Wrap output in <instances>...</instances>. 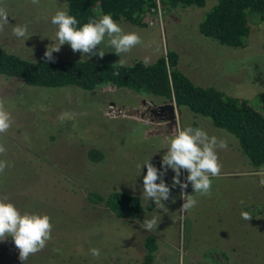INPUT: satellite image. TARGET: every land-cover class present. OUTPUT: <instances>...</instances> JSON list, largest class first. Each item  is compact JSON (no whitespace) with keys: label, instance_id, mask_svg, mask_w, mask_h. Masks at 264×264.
Here are the masks:
<instances>
[{"label":"rangeland","instance_id":"374dc122","mask_svg":"<svg viewBox=\"0 0 264 264\" xmlns=\"http://www.w3.org/2000/svg\"><path fill=\"white\" fill-rule=\"evenodd\" d=\"M215 3L209 0L202 8H172L158 1L144 27L116 22L125 32L141 37L142 43L130 52L119 57L102 44L99 47L106 52L102 58H87L64 44L53 52V60L115 64L123 59L127 66L144 62L146 57L148 64L153 63L167 51H175L178 69L194 85L245 100L264 115V19H249L244 48L226 47L202 36L198 29ZM66 6L63 0H39L38 5L31 0H0V7L9 15V24L0 32V47L29 60L45 59L46 48L57 44L50 18ZM16 24L28 25L29 38L12 35ZM0 102L11 114L10 128L0 134V144L6 149L0 160L8 163L0 173V198L7 196L21 213L46 214L52 224L46 247L24 264H139L146 236L158 243L153 264L222 263L226 261L223 252L231 264L264 263V209L256 215L257 221L249 214L252 218L246 223L251 221L249 227H256L250 235H244L246 223L241 218L245 204L253 203L254 209L258 206L254 195L257 185H264V169L252 168L237 139L214 128L208 118L167 102L175 106V118L160 120L151 113L164 105L159 99L128 89L40 88L3 77ZM178 125L201 128L227 144L217 149L222 168L221 175L212 178L211 194H196V207L184 213L183 219L179 213L181 189L172 187V170L162 177L171 193L169 200L162 201L168 209L165 213L151 200L145 206L141 189L146 168L142 166L139 176L137 168L151 157L150 163L163 171L161 157L167 137ZM91 149L102 152L104 159L91 162L87 157ZM186 176L181 170V182ZM184 191L194 195L190 183ZM112 192L138 196L142 212L118 214L104 203L88 200L90 193L105 198ZM153 216H160V223L156 230L146 231L142 222ZM93 248L100 250L99 257L91 254ZM18 257L10 237L0 241V264H22Z\"/></svg>","mask_w":264,"mask_h":264},{"label":"trees","instance_id":"16d2710c","mask_svg":"<svg viewBox=\"0 0 264 264\" xmlns=\"http://www.w3.org/2000/svg\"><path fill=\"white\" fill-rule=\"evenodd\" d=\"M66 11L74 16L80 27L90 18L110 14L115 22L124 21L137 27L146 25L147 17L157 10L158 1L165 7L202 8L209 0H63ZM216 3L205 13L198 29L202 36L217 43L241 49L247 44L250 34L249 19H264V0H215ZM178 55L167 51L153 63L135 61L127 66L96 64L86 60H29L9 53L0 47V77L18 79L24 85L40 88L75 87L93 91L101 86L128 89L136 93L157 98L162 104L174 103L178 108H187L192 114L208 118L212 126L235 137L241 154L254 169H264V115L254 110L245 100L225 95L213 87L194 85L179 69ZM118 72L119 75H114ZM264 101V98H263ZM91 162L104 159L99 150L91 149L87 154ZM254 204L244 205L242 212L256 218L264 209V185H257ZM261 190L262 193H259ZM91 203H104L118 214L139 215L142 201L138 196L112 192L107 197L90 193ZM241 212V213H242ZM242 218V216H241ZM256 218L255 221H257ZM244 220V221H243ZM244 223L248 222L242 218ZM243 228L244 235L252 234L256 227ZM247 231V233H246ZM249 232V233H248ZM252 238V237H251ZM144 253L139 264H153L158 248L152 236L143 239ZM236 253L238 249H235ZM235 253V254H236ZM226 261L215 264H231L227 252ZM238 258V257H237ZM241 264V262H236ZM248 264H261L253 260ZM264 264V263H263Z\"/></svg>","mask_w":264,"mask_h":264},{"label":"clouds","instance_id":"9594fccd","mask_svg":"<svg viewBox=\"0 0 264 264\" xmlns=\"http://www.w3.org/2000/svg\"><path fill=\"white\" fill-rule=\"evenodd\" d=\"M34 5L39 4V0H31ZM8 11L0 7V32H2L8 22ZM50 22L55 26L53 38L57 44L47 47L44 52L46 60H53V52H59L60 47L68 44L73 52H80L81 56L87 58L95 55L103 57L105 51L99 46L114 49L117 56L126 54L132 48L142 43L141 37L135 32H125L112 18L110 14H103L99 18H90L88 22L80 27L77 19L69 15L66 10L57 9L50 18ZM12 35L17 38H29L28 25L16 24L12 27ZM149 62L146 57L145 65ZM125 61L119 59L115 65L124 66ZM114 75H119L114 72ZM11 126V114L5 109L3 102H0V134L6 133ZM227 144L215 136H209L207 132L198 127H176L175 132L167 137L166 151L161 157V168L158 170L150 163V158L142 164H138V176L142 166L146 168V173L142 177L143 187L141 195L148 206L149 200L153 202L157 210L168 211L162 201L170 198V187L163 180L164 172L171 169L174 173L172 177V187L177 185L181 189L180 198L183 203L179 209L180 218L196 207L198 201L196 194L210 195L212 178L221 175L222 165L219 162L217 149H224ZM6 153L5 147L0 144V155ZM8 167L7 161L0 160V173ZM181 170L187 172L185 182H181ZM159 181V182H157ZM189 183L194 191V195L187 194ZM174 203L175 200L173 199ZM241 216L245 220L252 218L247 212H242ZM160 216H153L144 219L142 227L146 231H154L160 223ZM52 224L50 217L46 214L21 213L15 205L8 201V197L0 198V241H5L9 237L19 250L18 259L24 264L29 256L42 251L47 242L51 239ZM94 257L100 256V250L90 249Z\"/></svg>","mask_w":264,"mask_h":264},{"label":"flooded vegetation","instance_id":"af4514ba","mask_svg":"<svg viewBox=\"0 0 264 264\" xmlns=\"http://www.w3.org/2000/svg\"><path fill=\"white\" fill-rule=\"evenodd\" d=\"M164 105H166V103H164ZM158 108L159 106L157 107V109L152 110L151 113L160 120H166V119L169 120L171 117V112L169 111V109L164 108L159 110Z\"/></svg>","mask_w":264,"mask_h":264},{"label":"water","instance_id":"95a60500","mask_svg":"<svg viewBox=\"0 0 264 264\" xmlns=\"http://www.w3.org/2000/svg\"><path fill=\"white\" fill-rule=\"evenodd\" d=\"M164 108L169 109V111L171 112L170 120H173L175 118V106L173 104H166V105H163V106H159L158 109L161 110V109H164Z\"/></svg>","mask_w":264,"mask_h":264}]
</instances>
